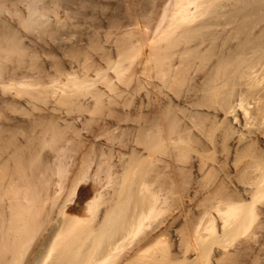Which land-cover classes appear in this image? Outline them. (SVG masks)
Instances as JSON below:
<instances>
[{
  "label": "bare ground",
  "instance_id": "1",
  "mask_svg": "<svg viewBox=\"0 0 264 264\" xmlns=\"http://www.w3.org/2000/svg\"><path fill=\"white\" fill-rule=\"evenodd\" d=\"M263 83L264 0H0V264H264Z\"/></svg>",
  "mask_w": 264,
  "mask_h": 264
},
{
  "label": "rangeland",
  "instance_id": "2",
  "mask_svg": "<svg viewBox=\"0 0 264 264\" xmlns=\"http://www.w3.org/2000/svg\"><path fill=\"white\" fill-rule=\"evenodd\" d=\"M45 68H46L47 70H46ZM45 68H44V70L47 71V72H49V73H52V72L54 71V70H53L54 67H53V66L51 67L49 64H48V66H45ZM50 68H52V69H50ZM23 70L26 71L27 69H26V68H24V69L22 68V71H23ZM28 70L30 71V69H28ZM28 70H27L26 73H27V74H28V73L31 74V73H32V70H31V72H28ZM19 71L21 72V69H19ZM25 71H23V74H24ZM21 73H22V72H21ZM45 73H46V72H45ZM27 74H26V75H27ZM46 74H47V73H46ZM263 84H264V83H263ZM260 87H262V85H261ZM260 87H259V88L257 87V89H260ZM260 90L262 91L263 89H260ZM260 90H259V92H260ZM256 91H257V93H259L258 90H256ZM263 92H264V90L262 91V93H259V95H260V94H263ZM253 101H255V100H253ZM249 102H251V108H250V109L253 111V110L255 109V102H252V99H251V98L249 99ZM253 104H254V105H253ZM209 110H210V109H209ZM215 122H217V121H215ZM228 123H229V122L223 123V125H220V124H219V125L221 126V127H220V126L218 127V128H219V131H223V130H224V128H222V126H224V127L227 128V124H228ZM258 123H259V121H257V123L254 124V125H258L259 127H258V126H256V127H252V130H258L257 128H261V127H262V126H261L260 124H258ZM221 124H222V123H221ZM224 124H225V125H224ZM228 125H229V124H228ZM260 126H261V127H260ZM216 127H217V124H216ZM229 127H230V126H229ZM254 128H255V129H254ZM241 130H242V132H245V133L247 134L249 128H248V127H245V128L243 127V129L241 128ZM241 130H240V131L238 130L235 134H233V136L235 135V137H236V139H237V140L235 139V143L237 142V143H236V146L239 145V143H240L239 140H240V136H241V133H242ZM217 131H218V129H217ZM219 131H218V132H219ZM239 133H240V134H239ZM238 135H239V136H238ZM245 137H246V136H245ZM238 138H239V139H238ZM238 142H239V143H238ZM90 186H91V187H90ZM88 188H90V189H88ZM91 188H92V185L87 184L86 189H88V191L90 190L89 192L92 191ZM197 212H200V211H197ZM56 223H59V222H56ZM192 257L194 258L195 256L192 255Z\"/></svg>",
  "mask_w": 264,
  "mask_h": 264
}]
</instances>
